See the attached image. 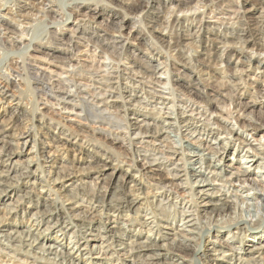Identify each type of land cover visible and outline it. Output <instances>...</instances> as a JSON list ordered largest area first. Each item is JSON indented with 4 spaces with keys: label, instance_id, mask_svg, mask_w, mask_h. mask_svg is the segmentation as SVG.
<instances>
[{
    "label": "bare ground",
    "instance_id": "obj_1",
    "mask_svg": "<svg viewBox=\"0 0 264 264\" xmlns=\"http://www.w3.org/2000/svg\"><path fill=\"white\" fill-rule=\"evenodd\" d=\"M44 1L0 0V104L14 101L15 96L8 95L6 91L9 84L14 83L15 88L20 87L15 79L13 82L9 81L12 75L20 77V83L28 93L31 91L34 98L32 105L22 111L27 116L19 131L14 127L17 116L8 117L5 121L2 119L0 123V196L10 201L8 193L14 192L16 197L12 203L7 202L0 209L3 213L0 217V263L97 264L91 257L97 251L100 255H105V260L109 262L112 258L118 261L127 259L131 260L130 264H264V237L260 236L264 229V185L251 178L252 172L248 166L236 169L226 165L234 170L226 178L219 173H225L224 168L214 164V161L222 159L228 153V149L234 147L222 135L226 134L232 139L238 132L232 124L227 129L217 124L219 120L226 122L229 118L234 119L235 110L229 111L216 105V97L222 96L220 91L226 89V84H231L235 92H240L242 83L232 85L229 81H223V78L207 76L206 81L214 78L211 82L218 86L216 90L213 89L216 96L211 97L199 89L196 80L183 72L179 77L183 83L175 86L185 95L174 97L173 92L171 93L174 105H177L171 116L155 112L151 117L152 122L146 118L141 120L129 117L136 111V105L132 102L138 96L134 89L129 91L125 88L139 85L141 90L147 87L151 94L160 95H164L165 90L172 91L168 88L171 85L169 77L165 80L156 79L158 67L173 59L174 55L189 61L192 58L183 54V49L188 46L194 48V43L204 42L205 22L200 15L193 13L178 16L189 10L192 0H54L57 10L47 9ZM222 1L224 0H198L196 3L210 8ZM256 5L260 6L261 3ZM10 6L15 8V13H11ZM105 11L112 12L113 18L102 17L100 13ZM241 14L245 17H238L239 11H234L232 17L221 11L222 17L228 15L225 24H236L240 28L231 32H215V39L207 41L218 43L221 47L213 48L211 55L227 48L241 52L250 48L251 55L246 57L247 63L239 61L236 64H244L250 69L255 62V68L264 71V59L259 57V52L264 49V42L260 37L264 33V16L260 14L261 16L254 17L249 11ZM37 15H41L38 20ZM97 18H101L112 28L97 23ZM125 20H130L132 24L128 33L124 31ZM198 22L200 27L197 31L192 30L190 33L182 29L184 23L190 27ZM38 26L41 28L40 34H35ZM136 26L139 27L134 31L136 36L145 38L142 57H138L135 48L128 53V46L131 45L129 40L135 35L131 32ZM63 30H66L67 36H61ZM11 34H14V39H11ZM29 34L30 38L27 39ZM73 38L86 43V47L91 46L100 51L101 61L96 62L98 66L76 69L78 65L72 64L71 53L81 54V45L74 43ZM29 50L42 54L43 57L30 55ZM154 52L164 58L159 65H153L148 59ZM36 60L55 66L62 72L54 74L53 70L48 73L38 66L33 68L31 64ZM182 66L185 69L187 67L186 64ZM188 66L197 70L191 62ZM163 68L166 73L170 72L167 66ZM263 71L257 74L263 75ZM62 74L68 76L62 77ZM242 74V71L235 70L231 76L239 81ZM141 80L147 82L148 86ZM197 93L201 96V101L190 97ZM253 96L254 100L249 105L246 104L245 108L259 104L258 98L264 99V94L260 95V92H255ZM22 98L23 95L20 94V103L16 104L19 109L22 107ZM117 100L119 103H115ZM39 104L44 107L43 110L57 107L66 111L68 117L71 115L103 127L98 125L91 129L79 123L81 131L70 133L64 130L62 123L48 119L43 110H39ZM118 108L120 111H117ZM186 113H189V117ZM60 118L69 119L67 116ZM239 118L246 117L241 114ZM160 124L163 126L160 127ZM180 124L185 131L194 128L193 133L203 136L205 133L197 128V124L217 126L214 147L207 150L208 158L203 154L204 150L199 154L196 151L190 152L191 139L182 138ZM36 128L50 130L53 152L39 149L38 153H32L30 150L28 158L19 162L16 158L23 156L22 150L27 142L33 140L36 146L35 138L38 133L30 131ZM244 128L247 129L248 126ZM249 128L254 133L264 130L261 124H250ZM173 130L175 134L171 132ZM96 132L103 134L105 145L94 139ZM207 135L205 137L209 138L211 133ZM172 137L178 139L176 146L173 145ZM10 139L14 143H10ZM123 142L127 145H123ZM239 142L247 148L245 155L251 151L248 161L252 163L251 167L257 165L264 169V163L261 162L264 161V145L258 146L256 152L249 147L251 143L247 136L244 141ZM115 143L121 145L129 156L117 157L112 147ZM9 144L14 148L10 149ZM68 146L75 148L80 155L89 156L91 160L85 162L88 165L95 164V167H66L59 162V151L66 150ZM195 148L200 149L197 146ZM184 150L188 153H184ZM14 159L16 160L13 161ZM75 160L83 163L81 157ZM24 163L28 165L24 166ZM44 163L50 164V168L55 169L56 173L49 170L45 176V171L42 170ZM33 164L35 171H40L43 179L44 184H39L40 187L47 189L43 196H38L35 203L36 173L29 169ZM205 171H209L208 174L212 172L216 179L228 187V191L215 189ZM93 172L104 177H100L102 179L98 186H92L94 183L91 185L88 182L90 194L82 186L80 190L77 188V201L68 196L63 201L58 198L59 192L54 190L55 187L72 182L76 174L82 176ZM257 172L264 173L262 170ZM31 179H34L33 182ZM184 185V194H177V190ZM245 188L250 190L245 197H251L249 201L254 202L245 204L242 209L241 204L247 202L241 198L234 202L230 198H238ZM48 192L54 193L55 199L46 198ZM25 203L31 205L27 212L29 217L17 219L15 214L19 205ZM140 215L143 218L137 221ZM12 219L14 224L10 223ZM24 224L27 230H19ZM133 228L136 233L132 235ZM52 229H58L59 237L52 236ZM163 229L169 232H162ZM144 230L147 235L142 237ZM225 232L228 236V233L234 234L236 239L233 236L228 237L227 241L219 238ZM212 238L215 243L213 241L212 246L205 247L206 242ZM49 240L54 243L48 244ZM162 241L167 243L159 244Z\"/></svg>",
    "mask_w": 264,
    "mask_h": 264
},
{
    "label": "rangeland",
    "instance_id": "obj_2",
    "mask_svg": "<svg viewBox=\"0 0 264 264\" xmlns=\"http://www.w3.org/2000/svg\"><path fill=\"white\" fill-rule=\"evenodd\" d=\"M196 1H198V0H192L191 5L189 6V10H186V11L179 13V14L177 13L178 16L196 13L197 15H200V18H202V20L205 22L204 23V35L205 36L203 35L204 36V38H203L204 42L203 43H200V42L197 43L196 42V43H194L195 44L194 48L191 46H188V47L183 49L184 50L183 54L184 53L187 54L192 59L194 58V60L190 59L189 61H185L183 59H179L180 57H177V55H174L173 59L168 60L163 66L158 67L156 74H155L156 79L160 78L161 80H165L168 77L171 79V85L168 88L172 89V91L165 90L163 92L164 95H160L158 93L157 94L156 93L151 94L150 92H148L149 89L147 87H143V90H141V88H140L141 86H139V85H135L133 87L128 86L126 88H125V86H122V88L124 87L126 90L128 88L129 91L134 89V92L138 96L136 98L135 102H132V104L136 105V107H135L136 111H134L132 115H129V117H133L134 119L140 118L141 120H144L146 118L147 121L152 122L151 117L155 114V112H157V114L159 112H160V114L164 113V116H171L172 112L176 111V106H177V105H174L175 102L173 100V96H171V93L173 92V94L175 95L174 97L179 96V95H181V96L185 95L184 92L183 93L179 92V90L175 86L176 84L180 85L183 83V80H181L179 78L183 75V72L187 75H190L193 80H196V83H197L199 89L201 91H204L206 94H208V96H211V97L216 96L215 95L216 92H214L213 89L216 90V87H218L215 85V83L211 82L212 80L223 78V81H229L230 83H232V85L235 83H239V85H240V82H241L242 83L241 86L242 87L244 86V87L242 88L240 86V88L242 89V90H240V92H238V93L235 92L233 90L234 86H231V84L230 85L226 84V89H224L223 91H220L222 96L216 97L217 98L215 101L216 105H219L220 107L227 109L229 111L235 110V113L233 115L234 119L229 118V119H227L228 121L226 120V122L219 120V121H217V124L222 128L226 127V129L231 126L229 124H232V125H234V128L236 130H238V132L236 135H234V137H232V139H230V136H228L226 134L222 135V138L226 137L228 141L232 142V145H234V147L228 149V153L225 154L224 157H222V159H217L216 161H214V164H219L222 168H224V171H226L225 173H222V171H220V172L216 171V172H219L224 177L226 176V178L229 176V172L230 173L234 172V170H232V168L237 169V168H239V166H248V167H250V170L252 172L251 178L256 179L257 181L261 182L262 185H264V182H263L264 181V173H258L257 172L259 170L264 171V169H260V167H258L257 165H254L251 167L252 163H248V161L250 160L249 156L251 155V151H249V154L245 155V152H246L245 150L247 148H244L243 145H240V142H239V140L244 141L245 137L247 136L248 140L251 143V146H249V147L252 150H255L256 152H258V150H257L258 146L264 145V130H261L257 133H254L249 128L250 124H252L254 126H259L261 124L264 127V99L258 98L259 104H255L249 108L244 107L246 104L249 105V103L254 100L253 95L255 92H260V95L264 94V74L263 75L257 74V73H261L263 71V69L255 68V64H256L255 62L252 63L254 66L250 69H248L249 67L244 65L245 62L247 63V61H248L247 58H249V56L251 55L250 54V52H251L250 48L245 49L243 52H241L238 49L227 48V49H223L224 51L223 50L219 51V52L217 51L216 54L211 55V53L213 52V48H215V47L220 48L221 45L218 43H212V42L207 41V40L215 39V37H216V36H214L215 32L216 33L217 32H231V31H236L240 28V26L236 25V24L232 25V26H230V24H228V25L225 24L227 22L225 19L227 18L228 15H226V16L224 15L222 17V15H220L221 11L230 14L231 17L233 16L232 14L234 11H239L240 15L238 17H243V18L245 17V15H242L241 13L247 12V11H249V13H251L250 15H253L254 17H258L260 14L262 16H264V10H263L264 9V0H256V1H254V0L253 1L252 0L251 1L250 0H240V4H237L236 0H224L220 3H218L217 5H215L214 7H210V8L202 7L201 5L197 4ZM44 2H45V7H47V9L54 8V10H57V4L54 3V0H52V1L45 0ZM256 3L257 4L261 3V5L258 6V5H256ZM6 7H8V5ZM9 9H11V13H15L14 7L10 6ZM100 15H103L102 17H104V18H109V19L113 18V13L109 12V11H105V13L101 12ZM9 16H12V15H9ZM40 17H41V15H37L36 19L40 18ZM115 19H117V18H115ZM96 21H97V23H101L104 27H111L112 28V26L110 24L105 23V21H103L101 18L100 19L97 18ZM36 22L33 24L34 26L36 25ZM130 22H131L130 20L124 21L125 33H128L130 31V28L132 27V24ZM198 23L197 24L193 23L190 25V27L188 26L187 23H184V25H182L183 26L182 29L185 31H188L190 33L192 30L197 31L200 27V23L199 24ZM220 23H223V24L221 25ZM263 25H264V20H263ZM22 27H24V26H22ZM138 28L139 27L136 26L132 30L131 33H133V35H134V33H135L134 31L138 30ZM229 28H230V30H229ZM36 31H38V32H36ZM40 31H41V28L39 26L36 27L35 34L39 33ZM61 36H67L66 30L62 31ZM135 36H136V33L134 35V38L129 40L131 45L128 46V53H130L131 50H133V48H135L136 52H137L136 54H138V57H142V55L144 53L143 47H144L145 38L143 36L141 37L140 35H137L136 40H135ZM10 37H11V39H14V34H11ZM260 37H261L262 41L264 42V33ZM29 38H30V34H29V37H27V39H29ZM198 40L199 39H195V41H198ZM200 41H201V39H200ZM217 41H220V40L217 39ZM73 42L74 43H76V42L80 43V45H81V47H80L81 54L80 53L76 54L75 52L71 53L72 64L78 65L76 69H78L79 67H81V69H85L86 67H90L91 65L94 67L98 66V63H96V62L101 61L100 60L101 53L98 49H95L91 46L86 47V43H84L83 41H81L77 38H73ZM55 48H57V47H55ZM139 49H140V51H139ZM191 49H193V50H191ZM52 52H54V50ZM29 53H30V55L32 54L38 58L43 57L42 54H37L35 52H32V50H29ZM239 53H242V54H239ZM259 53H260L259 57L264 59V49L262 51H260ZM143 58H146V57H143ZM148 59H149V61L152 62L153 65H159L158 63H160L164 60V58L162 56H157V52H154L153 55H149ZM158 60H160V61H158ZM239 61L243 62L244 64H242V65L238 64L237 65L236 63ZM183 62H185V63H183ZM190 62L197 67V70L194 71L190 68V66H188V63H190ZM32 63L33 64H31V65L33 68L38 66L39 68L47 70L46 72H48V73L50 72V70L51 71L53 70L54 74L62 72L61 70H59L55 66L49 65L48 63L39 62V60L38 61L36 60L35 62H32ZM180 63L186 64V66H187L186 69ZM165 66H167V68L170 70V72H168V73L165 72V69L163 68ZM235 70L243 72L242 77L239 81L237 80V78H234L231 76ZM205 74H207V75H205ZM67 76L68 75H66V74H62V77H67ZM207 76H208V78L210 76L214 77V78L216 77V78L215 79L212 78L211 80L206 81ZM1 77H3V76H1ZM138 77H139L138 79H141L140 76H138ZM14 79H15L16 84L17 85L19 84L20 87L15 88L14 83H12L11 85L10 84L8 85V88L6 89L8 95H14L15 97H14V101L12 103L7 102L4 104L3 103L0 104V123H1L2 119H3L2 121H5L12 116L13 117L17 116L16 119L14 120V127H15V129L18 128V131H19V129L22 128V126L24 125L23 123H24L26 116H27V113H23L22 111H23V109H26L27 107H29L30 104L32 105V103H33L32 100H34V98H32L33 95L31 94V91L29 92L31 94V96H30V94L28 93V90L25 89L26 87L23 86L22 83H20L21 82L20 77L16 78V77H14V75H12L9 78V81L13 82ZM0 81H2L1 78H0ZM141 81L143 83H146V85L148 86L147 82H145L144 80H141ZM24 89L26 90V92ZM157 91H159V90H157ZM20 94L23 95V98H22L23 101H21V104H22L21 109H19L20 107H17V105H16L17 102H19L18 97L20 96ZM197 94H191L190 97L192 99H194L195 101H201V96H199V94L198 95ZM36 98H38L37 95H36ZM232 100H233V102L231 103ZM31 101H32V103H31ZM136 101H139V102H136ZM115 103H119V100H117ZM43 108L44 107L39 104V110L42 111ZM118 110L120 111L119 108L117 109V111ZM42 112L45 113V115L48 119H50V120L55 119L54 120L55 123L57 121H58V123L59 122L62 123L61 125H63L65 127L64 130L68 131L70 133L81 131L82 128L79 126V123L81 125H87L91 129L97 128V126L99 125L98 123L83 121V120L78 119L76 117H73L71 115L68 117V114L66 113V111L60 110V108H57V107H54L53 110H49L46 108V110H43ZM236 113H238V114H236ZM186 114L189 117V113H186ZM241 114H243V117H246V118L245 119L239 118V116ZM62 116L64 118H65V116H67V118H69V119L68 120L61 119L60 117H62ZM129 117H128V119H129ZM132 121H135V120H132ZM34 124L37 125V123H34ZM181 125L182 124L179 125V127H180L179 129L182 132V135H183L182 138L191 139L189 148L192 150H190V152L196 151L199 154L204 150L203 154L206 155V158H208L209 154H207V152H208L207 150L209 149V147L210 148L214 147L213 142L215 141L214 138L217 137L215 135L217 133L216 129H215V128H217V126L215 124L210 125V126H205V125L200 126V124H197V128L202 130L205 133V135L206 134L209 135L211 133L209 138H206L205 135L203 136L201 134H198L197 132L193 133V131H195L194 128H189V130L185 131L184 128H181ZM99 126H101V125H99ZM162 126L163 125L160 124V127H162ZM245 126H248V128L245 129L244 128ZM102 127L103 126H101V128ZM30 131H35L33 134L38 133L37 137L35 138L36 146H35V143L33 142V140H30L29 142H27L26 146H24V148L22 150L23 156L19 158L20 160L18 158H16L19 162H21V160H22V162H24L26 160V158H28L27 155H28L30 150L32 151V153H36V152L38 153L39 149L41 151L47 150V151H50L51 153L53 152V149H51L52 143H50L51 142L50 138H52L51 137L52 134H51L50 130L48 131L45 128H41V129L36 128V130L31 129ZM12 132L14 133V130ZM171 132H173V134H175L174 130ZM93 137H94V139H97L99 144H101V145L106 144V140L104 139L103 134H99L96 132L93 135ZM172 139H173V145L176 146V144H177L176 141L178 139L176 137H172ZM235 139H237V140H235ZM9 142L14 143V140L10 139ZM115 144L116 145H114V146L112 145V147H114L115 155L117 157L129 156V154L125 151V149H123V147L121 145H119L118 143H115ZM123 145H127V143L123 142ZM9 146H10V144H9ZM196 146L200 147V149L195 148ZM96 147H98V149H100L99 146H96ZM125 147H127V146H125ZM238 147H239V150H238ZM9 148L13 149L14 147L10 146ZM205 148H207V149H205ZM184 151H185L184 153H188L187 150H184ZM244 155H245V157H243ZM30 156H33V154H31ZM80 157H81L83 163L76 162L75 159H79ZM16 159H14L13 161H15ZM57 159L59 162L66 165V167H71L73 165L74 166L79 165L80 168H85V167L89 166V168L92 169L95 167V164L88 165L87 162H89L91 160L89 156L83 155V154L80 155L79 152L76 151L75 148H73L72 146H68L66 148V150H60L58 153ZM13 161H12V163H13ZM85 161H87V162H85ZM261 162L264 163V161H261ZM41 163L43 164L42 161H41ZM24 164H25L24 166L28 165L27 163H24ZM226 165H230L232 168H230ZM92 166H94V167H92ZM195 167L197 168L198 165H196ZM35 168L36 167L34 164L30 165V168H29L32 173H36V181L35 182L37 183V185H35L34 188H35V193L37 195H35L33 198L34 203L38 200V196L39 195L43 196V194H45V192L47 190L45 187H40V185L42 186L44 184L43 179H41L40 171H38V172L35 171ZM152 169H155V167H152ZM42 170L45 171V173H44L45 176H47L49 170L51 172L53 171L54 173H56V171H54L55 169H53V168L51 169L50 164H48V163H44ZM101 173H106V172H101ZM208 173H209V171H205V175H207L208 179L212 181V183L214 185L213 187L215 189H220L221 191L227 190L228 187H225L223 182H221L219 179H216L214 177V175L212 174V172L210 174H208ZM75 176L76 177L73 179L72 182L64 183L62 186L63 188L61 186H58L59 188L58 187L54 188V190H57V192H59V193H57V195H58V198L60 197L59 198L60 200L63 201L68 196L72 200L77 201L78 200L76 198L77 195H75V194H77L79 192L78 191L79 188L81 189V188L85 187V189L89 191V189H91V187H88L89 186L88 182L91 185L94 183L92 186H98L101 183V179L104 177V176H98V174H96L94 172L91 174L89 173L88 175H82V176H79L78 174H76ZM100 177H102V178H100ZM33 180L34 179H31V182H33ZM77 181H79V182H77ZM235 183H236V185H239L238 182H235ZM242 185L245 186V184H242ZM74 186H76V188ZM183 187H186V186L184 185L181 187V189H178L177 194H179V193H181L182 195L184 194L182 189H185V188H183ZM74 188L77 191H74L75 190ZM236 189H238V187ZM7 191L11 192V190H7ZM230 191H231V189H229V192ZM249 192H250V190L248 188H245V189L241 190L238 198L232 196L230 198V200L235 202V201H239V198L243 199L245 202H247V203L241 204V208L244 209L246 206L245 204L249 205V204H251L249 202H254V201H249L250 199H252L251 197L250 198L245 197V195H247ZM90 193H91V191H89V194ZM62 195H63V197H62ZM86 195H88V194L86 193ZM8 197H10V201H8L7 198H4V196H0V209L5 207L9 202L12 203L16 198L14 196V192L8 193ZM55 197L56 196L54 193H49V192L46 193V198H48L49 200L55 199ZM30 207H31V205L26 204V203L19 205V208L15 214L16 218L17 219H23V218L26 219L27 217H29V214L27 212L31 209ZM47 208H48V206H47ZM43 209H46V208H42V210ZM2 215H3V213L0 210V217H2ZM15 216H13V217L15 218ZM142 218H143L142 215H140L137 218V221L141 220ZM204 221H205V219H203V222ZM10 223L14 224V219H12V221H10ZM26 224L21 225L20 226L21 228H18V229L19 230H27V228L25 227ZM176 224L179 225V223H176ZM16 226H18V222H17ZM133 227L135 228V225ZM134 228L131 229V230H133V232L131 233L132 235L136 233V230ZM262 231H263V233L260 234V236L264 237V229ZM162 232L168 233L169 231L163 229ZM254 232H257V231H251V233H254ZM33 233H35V232H33ZM226 233L227 232L223 233L224 235H222V237L219 236V238H221L224 241H227V240H229L228 237L234 235V234L228 233L229 234V236H228ZM53 235L54 236L56 235L59 237L60 232L58 231V229H52V236ZM146 235H147L146 230H144L142 233V237L143 236L145 237ZM162 235H164L165 237L168 236L166 234H162ZM234 238L236 239V237H234ZM156 241H158V238L156 239ZM213 241H214L213 238H212V240L210 239L209 242H206L205 247L208 248V247L212 246ZM53 243L54 242L52 240H49V242H48V244H53ZM160 243L162 244V243H167V242L162 241V242H159V244ZM214 243H215V241H214ZM202 249H203V247H202ZM91 257L93 258V262L97 263V264H130V262H131V260H127V259H120L118 261V260H116V258H112V260L109 262V261L105 260L106 259L105 255H102V253L100 255L97 251L93 252ZM162 262H164V261H162ZM82 264H85V263H82Z\"/></svg>",
    "mask_w": 264,
    "mask_h": 264
},
{
    "label": "clouds",
    "instance_id": "obj_3",
    "mask_svg": "<svg viewBox=\"0 0 264 264\" xmlns=\"http://www.w3.org/2000/svg\"><path fill=\"white\" fill-rule=\"evenodd\" d=\"M236 2H237V4H240V0H236ZM26 54V53H25ZM254 191H256L255 189H254Z\"/></svg>",
    "mask_w": 264,
    "mask_h": 264
}]
</instances>
